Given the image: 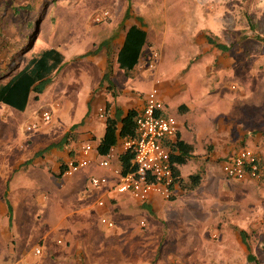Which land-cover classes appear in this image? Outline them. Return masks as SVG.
Returning a JSON list of instances; mask_svg holds the SVG:
<instances>
[{"label":"rangeland","instance_id":"rangeland-1","mask_svg":"<svg viewBox=\"0 0 264 264\" xmlns=\"http://www.w3.org/2000/svg\"><path fill=\"white\" fill-rule=\"evenodd\" d=\"M206 1L217 5L216 21L221 35L202 27L210 21V8H204ZM129 6L133 18L119 24L120 13ZM105 10L110 12L108 19L95 22L94 17ZM135 18L146 20L154 29L151 38L157 36L148 47V57L153 51L160 56V51L171 53V59L175 56L177 62L184 55L198 60V51L209 48L211 73L196 77L198 81L210 82L214 94L223 92V127L227 135L224 146L231 148L223 151V157L208 169L209 175L196 192L164 201L159 210L149 211L125 194L126 203L133 209L124 212L130 220L126 227L119 226L117 217L99 206L102 190L108 186L92 187V174L99 175L94 172V165L89 164L69 177L53 175L50 187L47 183L31 184L33 210L40 213L49 204L56 205L60 226L49 231L53 225L35 218L36 224L46 225L40 226V231L36 228L39 236L21 239L20 244L42 250L39 241L45 234L43 243L50 250L79 242L88 247L89 255L78 250L80 258L87 259L84 264H264V177L237 181L226 178L222 172V161L234 148L247 146L264 152V0H0V79L28 60L39 38L44 43L38 44L37 49L40 45L65 47L68 59L77 50L82 51L92 42L98 46L103 40L111 54L119 48V35ZM172 32L195 33L196 37L168 40ZM209 37L229 49L219 50L209 43ZM153 61L158 66L161 58ZM68 63L69 68L78 69L95 64L93 59ZM186 74H179L178 79ZM76 83L65 88L72 99L77 96ZM59 94L60 89L56 90L53 84L38 98H32L25 112L9 107L15 113L9 121L13 119L21 140L19 145L27 148L29 136L38 133L40 123L44 122L42 112L49 110L56 115V104L62 102ZM94 114L92 111L89 116ZM32 123L38 128L28 132L27 125ZM16 152L15 149V155L20 153ZM202 171L204 175L207 170ZM53 212L52 209L45 217L51 218ZM103 219L113 222L114 227ZM139 219L145 220L146 228L138 225ZM241 230L247 233L246 241ZM249 254L255 259L249 260ZM38 259L18 264H38Z\"/></svg>","mask_w":264,"mask_h":264},{"label":"crops","instance_id":"crops-1","mask_svg":"<svg viewBox=\"0 0 264 264\" xmlns=\"http://www.w3.org/2000/svg\"><path fill=\"white\" fill-rule=\"evenodd\" d=\"M194 3L196 4V2ZM207 5L211 11L210 21L208 25L204 24L202 27L221 35V29L216 21L215 9L217 5L211 1H206L204 8ZM218 7L221 8L222 6ZM125 13L123 10L122 14L120 13L119 24H124L126 20L133 18L132 15L134 13H131V10L130 16L126 19ZM196 23L198 22L195 21ZM132 25L146 32V43L140 50L138 61L135 65L129 63L127 59L121 61L119 58V51L125 43L128 29ZM153 30V27L150 24L148 25L146 20L135 18V21L128 24L124 34L119 35V48L115 51L113 50L111 54H109L110 51L105 46L102 48L105 47L106 49L100 48L94 53L87 54L99 46V44L96 46L97 43L92 42L82 51L77 50L78 53L69 59L66 51H64L65 47L40 45L37 49L38 44L44 43V40L39 38L36 41L38 43L30 50L28 60L7 77L0 79L1 87L16 76L33 55L42 49L54 48L59 50L64 56L62 68L58 72L53 73V80L47 85L50 87L54 84L56 90L59 91L60 89L59 96L62 102L56 104L57 112L55 116H53L52 112L50 122L45 125L44 123L47 121L41 122V128L38 133L34 136H29L27 148L23 144L19 145L21 140L13 126V119L9 121V117L15 116V113L9 107L25 112L36 93L32 90L29 91L24 110L0 101V264H9L10 262L11 264H18L23 260H33L35 257H39L37 260L38 264H60V261H64V264H84L87 261V259L80 258L81 253L78 250L81 249L83 253L89 255L87 251L88 247L85 246V248L79 242L73 245L68 244L67 247L63 248L54 247L52 248L53 253L50 254L49 252L52 249L50 250L43 243L47 237L45 234L39 241L42 246V253L39 255L35 253L37 246L29 248L27 244L26 246L23 244L24 247L20 244L22 243L21 239L31 237L32 240L35 234L39 236L37 235V232L40 231L39 227L46 225L36 224L35 218L43 222L47 220L53 225L49 224L51 226L49 227V231L52 228L55 229L60 226V219L58 220L55 213L56 205L49 204L47 210L40 211V213H38L39 211H35V208L33 210L31 184L47 183L50 187L53 175L58 177L66 176L62 170L64 164L71 158L79 159L83 157V147L87 144H91L92 146L90 164L94 165V172L99 173V175H92L106 176L108 178V182L104 184L108 186V189L102 190L103 196L100 199L104 201V205L99 206L105 212L115 215L117 217L115 221L119 226L126 227L130 223L128 216L124 213L126 211H133L132 206L126 203L125 200V194L129 193L117 192L113 182L117 181L118 177L112 172L111 168H104L99 164L112 151L115 155L111 162L112 167L123 165L120 156L126 152L123 149V142L128 137L118 136L117 143L111 147L107 154H101L98 146L105 135L107 119L122 118L130 110H135L138 113L144 107L146 97L153 88L158 89L159 99L165 104L166 109L164 113L175 116L179 122L177 136L171 142L177 141L179 138L192 148L191 157H189L186 163L181 165L173 164L174 167H178L180 177L183 180H187L191 174L198 173L199 171L203 175L202 170H207L206 174L203 175V183L204 177L209 175L208 169L213 166L215 161L223 157V151L231 148V146H228L225 149L224 146L227 135L223 127V92L214 94L210 89L212 85L210 82H206L203 79L198 81V77H196L197 74L201 78L202 74H207L208 76L211 73L212 56L210 55L209 48L203 50V52L198 51V60H195L193 57L187 58L184 55L181 61L178 62L174 59L175 56L171 59V53L168 55L159 51L161 62L158 66L155 63L154 66L150 67L147 50L150 43L155 41L157 37L154 35L151 38L150 34ZM195 35V33L172 32L168 40L195 38ZM92 59L95 62L93 66H84L79 69L72 66L69 68L71 65L68 63L69 60L73 62V60L87 61ZM219 62L221 69L223 68V54L220 56ZM78 66L83 65L78 64ZM183 72L187 74L184 78L178 79L180 77L179 74ZM105 75L108 78L105 79ZM74 82H77L76 88L78 91L76 98L72 99L69 97V91L65 90V88ZM59 84H61V87H59ZM109 85H112V88ZM216 85L219 84L217 83ZM216 88L221 89L220 87ZM78 97L80 98L79 100L77 99ZM92 111L96 115L94 114L90 117L89 115ZM74 125L78 126L72 129ZM119 125H121L120 120ZM67 133L71 136L66 145L61 148L54 147L48 149L37 155L39 151L47 146L59 142ZM252 143H255V141H252ZM30 146H34V149H30ZM237 148H234L233 152ZM15 149L18 151L16 153H20L15 155ZM253 150L257 153L264 168V152L254 148ZM233 152H230L225 158ZM29 160L31 162L27 163ZM201 186L193 191H187L182 189L179 184H176L174 196L171 200H174L177 195L183 196L187 192L194 193ZM171 200H164L157 195H152L147 202L138 201V203L149 211H156L161 208L164 201ZM9 204L12 208L11 213L9 211ZM52 209L54 210L52 217H45V214L52 211ZM142 222L145 223L144 226ZM34 223L37 227H35ZM138 225L146 228L145 220L139 219ZM31 227L33 228L31 229ZM36 228H39V231Z\"/></svg>","mask_w":264,"mask_h":264},{"label":"built area","instance_id":"built-area-1","mask_svg":"<svg viewBox=\"0 0 264 264\" xmlns=\"http://www.w3.org/2000/svg\"><path fill=\"white\" fill-rule=\"evenodd\" d=\"M109 14L110 12L105 10L103 14H97L94 21L101 23L104 19H108ZM158 57L159 54L156 51L149 54L150 67L154 66L153 60ZM158 94L157 88H153L148 93L144 107L136 115V135L123 142V149L134 153L128 170L124 172L122 165L112 167L111 162L115 156L112 151L99 163L104 168H111L118 177L114 186L117 192L129 193L139 202H147L152 195L171 200L177 184L171 159L170 142L177 136L179 122L175 116L164 113L166 107ZM41 117L43 121H49L52 113L45 110ZM37 128L36 123L27 125L29 132ZM91 150V144L85 145L83 157L69 159L63 166V174L72 176L81 168L89 165ZM222 172L226 178L237 181L247 178L259 180L264 176V169L260 165L257 153L247 146L238 148L222 161ZM107 182L106 176H92L90 179L93 188H98ZM99 205L103 206L104 201L100 200ZM102 221L109 227H114L113 222H108L106 219ZM142 225L144 226L145 223L142 222ZM35 253L41 254V248L37 247Z\"/></svg>","mask_w":264,"mask_h":264},{"label":"trees","instance_id":"trees-1","mask_svg":"<svg viewBox=\"0 0 264 264\" xmlns=\"http://www.w3.org/2000/svg\"><path fill=\"white\" fill-rule=\"evenodd\" d=\"M131 7H127L125 13V19L130 16ZM209 43H212L221 50H228L229 47L221 42H217L214 38H208ZM105 41L101 42L99 46L89 53H94L102 48ZM146 43V32L141 28L132 25L126 34V40L123 47L119 51V58L121 61L128 60L129 63L135 65L138 61L140 50ZM124 59V60H123ZM64 56L63 54L54 48H46L38 51L29 60L26 66L14 76L8 83L0 87V101L14 106L20 110H24L29 91H34L36 93L35 98L39 97V94L43 93L47 85L53 80V73L58 72L63 66ZM123 63V62H122ZM108 76L105 75V79ZM112 85H109V87ZM136 111L130 110L128 114L122 118H108L107 127L104 137L101 139L98 149L101 154H107L111 147L117 143L118 136L121 137H134L136 135ZM119 120L121 125H119ZM78 125H74L72 129L76 128ZM70 134L67 133L65 136L57 143H53L43 150L39 151L37 155L47 151L51 148H61L66 145L69 141ZM170 147L172 150L171 159L173 164H184L191 157L192 148L190 145L185 143L183 140L179 139L177 141L171 142ZM123 171L126 172L132 163L134 158V153L131 150L126 151L120 156ZM31 160L27 161L30 163ZM262 167V164L260 162ZM63 170V168H62ZM174 174L176 176V182L181 186L182 189L187 191H193L197 189L203 180V175L201 172L191 174L187 180H183L180 177V171L178 167H174ZM264 177V176H263ZM9 211L11 213L12 208L9 204ZM241 237L244 241L247 240V233L245 230L240 231ZM249 260H254L252 254L248 255Z\"/></svg>","mask_w":264,"mask_h":264}]
</instances>
